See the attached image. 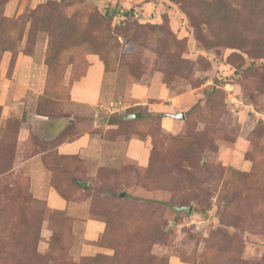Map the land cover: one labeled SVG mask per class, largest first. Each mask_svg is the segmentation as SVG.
I'll return each mask as SVG.
<instances>
[{
    "label": "rangeland",
    "instance_id": "374dc122",
    "mask_svg": "<svg viewBox=\"0 0 264 264\" xmlns=\"http://www.w3.org/2000/svg\"><path fill=\"white\" fill-rule=\"evenodd\" d=\"M8 1L0 264H264V0H144L114 18L94 0H28L8 16ZM20 53L46 63L45 82L15 72ZM92 54L110 91L95 107L70 95ZM16 84L19 112L1 122ZM35 114L75 119L50 140ZM85 131L97 139L85 156L55 149ZM38 153L61 208L35 196L26 161Z\"/></svg>",
    "mask_w": 264,
    "mask_h": 264
},
{
    "label": "crops",
    "instance_id": "0c3cea01",
    "mask_svg": "<svg viewBox=\"0 0 264 264\" xmlns=\"http://www.w3.org/2000/svg\"><path fill=\"white\" fill-rule=\"evenodd\" d=\"M28 0H22L19 2V0H9L4 7L5 13L8 16H12L14 14H21L24 11V8L27 5ZM37 1V0H36ZM144 0H94L95 3L99 5V8H110V6H116L121 11H125L128 7V5L133 4H140ZM21 3V6L19 5ZM99 3H102L100 5ZM35 4V3H34ZM102 6V7H101ZM144 5H141L142 7ZM138 10V6L136 7ZM8 53H5V57H8ZM89 59H91V65L89 66V69L87 70V73L83 75L81 79L76 81L74 85L72 86L70 90L71 99L75 102H78L80 104L85 103L87 105L96 106V104L99 103L101 98H104L107 94H109L110 91H107V88L105 87V77L107 74L106 67L103 63V61L99 58L97 55H89ZM40 57H35L29 54L20 53L16 57V66H15V72H26L25 76L27 77H33V74L36 72H45L43 74V79L45 82L46 74L48 72V66L46 63L39 61ZM94 63V64H93ZM42 74V73H41ZM40 74V76H42ZM42 79V80H43ZM40 83V82H39ZM19 84H16L14 91L8 90L10 95L12 96V101H9L4 104L2 109V115H4L5 112H7L8 116H12L14 114H18V110L20 109V103L22 101L21 98H23V94H25L26 91L23 87L18 86ZM40 85H42L40 83ZM36 85V87L40 86ZM136 86V85H135ZM137 88L134 87V90ZM149 90V89H148ZM139 91V89H138ZM133 92V91H132ZM134 96V94H132ZM14 99H17L14 101ZM83 104V105H85ZM36 115V114H35ZM37 118V124L35 125V122H33L34 127H37V130L42 133V135L46 136V138H49L50 140L55 139L60 134L63 133V131L67 128L68 123L71 120H74V116L70 117H54L52 119L48 118L47 116L42 115H36ZM4 116L1 118V122L3 121ZM28 123L27 121H24L21 123L20 128V137L18 143H21L22 140L25 139V137H28L27 133H30V129H28L25 125ZM97 139L94 135H91L88 133V131H85L78 137H74L72 139H64L62 140L58 146L55 147L56 150L59 151L60 154H71V153H80L82 156H85V154L88 151H91L94 146H96ZM43 153H38L33 155L29 160L26 161V164L30 167L32 178H31V184L32 188H34V193L36 197H45L49 200L52 199L53 202L50 200V203L53 206L56 207H63L65 205L66 200L62 197L58 198V200L54 199V196H51V192L53 190L49 189L50 184L49 180L51 177V171L50 169L44 164L42 159ZM27 169V168H26ZM94 224H96L99 227H104L103 223L98 220H91Z\"/></svg>",
    "mask_w": 264,
    "mask_h": 264
},
{
    "label": "trees",
    "instance_id": "16d2710c",
    "mask_svg": "<svg viewBox=\"0 0 264 264\" xmlns=\"http://www.w3.org/2000/svg\"><path fill=\"white\" fill-rule=\"evenodd\" d=\"M100 11L102 12V14H104V16L105 17H107V18H114L116 15H118V14H120V13H123V12H127L126 10L125 11H121L118 7H116V6H110V8L108 7V8H105V10L103 11V10H101L100 9ZM127 116V115H126ZM126 118H129V117H126ZM130 119V118H129ZM83 179H76V181H77V183L78 184H80V186L82 187V188H84V185H83V181L85 180H83ZM85 182H86V180H85ZM90 189V185H87V189L86 190H89ZM105 191H100V193H97V194H102V193H104ZM31 198H34V196L33 195H31ZM102 212V214H104V212L103 211H101ZM97 220V219H96ZM106 227L107 226H105V231H106ZM32 225L30 226H25V233L24 234H28L29 232H31L32 230ZM24 232V231H23Z\"/></svg>",
    "mask_w": 264,
    "mask_h": 264
},
{
    "label": "built area",
    "instance_id": "2783aa9c",
    "mask_svg": "<svg viewBox=\"0 0 264 264\" xmlns=\"http://www.w3.org/2000/svg\"><path fill=\"white\" fill-rule=\"evenodd\" d=\"M129 107L128 104H126L125 102H122V101H112L110 103V108L109 110L112 112V113H115V112H118L120 110H124V109H127Z\"/></svg>",
    "mask_w": 264,
    "mask_h": 264
},
{
    "label": "water",
    "instance_id": "95a60500",
    "mask_svg": "<svg viewBox=\"0 0 264 264\" xmlns=\"http://www.w3.org/2000/svg\"><path fill=\"white\" fill-rule=\"evenodd\" d=\"M171 116L173 117H176V118H181V117H184V113L180 112V113H174V114H171ZM132 118H136V117H140V114L139 113H135L134 115L130 116ZM178 210H188V211H191L192 210V207H179L177 208Z\"/></svg>",
    "mask_w": 264,
    "mask_h": 264
},
{
    "label": "clouds",
    "instance_id": "9594fccd",
    "mask_svg": "<svg viewBox=\"0 0 264 264\" xmlns=\"http://www.w3.org/2000/svg\"><path fill=\"white\" fill-rule=\"evenodd\" d=\"M129 118H130V115H129Z\"/></svg>",
    "mask_w": 264,
    "mask_h": 264
}]
</instances>
